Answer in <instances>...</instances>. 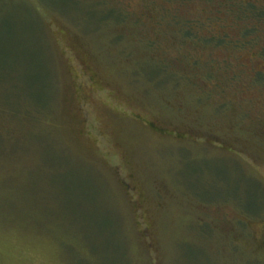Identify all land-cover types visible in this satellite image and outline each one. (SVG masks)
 I'll use <instances>...</instances> for the list:
<instances>
[{"label":"rangeland","instance_id":"374dc122","mask_svg":"<svg viewBox=\"0 0 264 264\" xmlns=\"http://www.w3.org/2000/svg\"><path fill=\"white\" fill-rule=\"evenodd\" d=\"M249 5L0 0V264H264Z\"/></svg>","mask_w":264,"mask_h":264},{"label":"trees","instance_id":"16d2710c","mask_svg":"<svg viewBox=\"0 0 264 264\" xmlns=\"http://www.w3.org/2000/svg\"><path fill=\"white\" fill-rule=\"evenodd\" d=\"M234 5H237V3H235V2H231V4L230 5H228L229 6V8H231V9H234L235 8V6ZM222 6H224L225 7V5H222ZM238 6V5H237ZM247 9L251 12V14H252V16H253V18H256V19H258L259 21H261V19H264V12L263 11H259V9L256 7V6H254V5H249L248 7H247ZM263 22V21H262ZM249 24H247V26H248ZM249 27V26H248ZM191 33V32H190ZM219 39V38H218ZM221 40H213V39H208L207 41H217L218 43H219V45H223V42H225V38H220Z\"/></svg>","mask_w":264,"mask_h":264},{"label":"flooded vegetation","instance_id":"af4514ba","mask_svg":"<svg viewBox=\"0 0 264 264\" xmlns=\"http://www.w3.org/2000/svg\"><path fill=\"white\" fill-rule=\"evenodd\" d=\"M152 125V124H151ZM153 126V125H152Z\"/></svg>","mask_w":264,"mask_h":264}]
</instances>
